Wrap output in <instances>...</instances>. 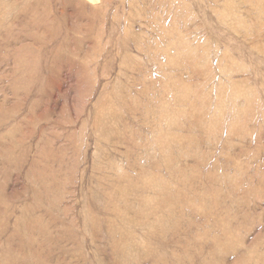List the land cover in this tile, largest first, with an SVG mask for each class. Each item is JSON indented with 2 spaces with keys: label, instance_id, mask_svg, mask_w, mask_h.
<instances>
[{
  "label": "rangeland",
  "instance_id": "rangeland-1",
  "mask_svg": "<svg viewBox=\"0 0 264 264\" xmlns=\"http://www.w3.org/2000/svg\"><path fill=\"white\" fill-rule=\"evenodd\" d=\"M0 264H264V0H0Z\"/></svg>",
  "mask_w": 264,
  "mask_h": 264
}]
</instances>
